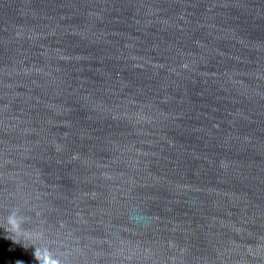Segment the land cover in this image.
<instances>
[{"label":"water","instance_id":"1","mask_svg":"<svg viewBox=\"0 0 264 264\" xmlns=\"http://www.w3.org/2000/svg\"><path fill=\"white\" fill-rule=\"evenodd\" d=\"M0 264H264V0H0Z\"/></svg>","mask_w":264,"mask_h":264}]
</instances>
